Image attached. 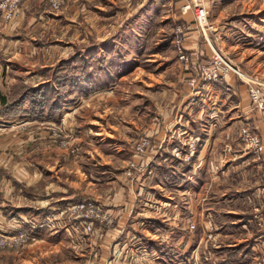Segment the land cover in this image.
I'll return each mask as SVG.
<instances>
[{"label": "rangeland", "instance_id": "1", "mask_svg": "<svg viewBox=\"0 0 264 264\" xmlns=\"http://www.w3.org/2000/svg\"><path fill=\"white\" fill-rule=\"evenodd\" d=\"M193 1H0V98L10 103L26 90L47 89L52 109L54 83L71 79V70L100 85L79 95L67 82L65 102L40 120L0 119V192L40 215L47 203L72 204L48 213L47 233L56 230L55 239L45 232L42 243L39 233L17 242L12 236L29 220H18L9 234L0 230V264H101V245L118 222L106 205L127 193L134 210L146 206L148 216L157 215L148 200L175 199L176 225L168 221L172 207L158 213L165 221L155 219L158 230L175 233L168 245L158 243L164 246L152 264H264V127L246 123L249 112H264L247 93L249 86L264 88V0H203L205 26ZM18 9L20 27L9 32ZM209 41L239 71L241 77L231 74L232 93L229 77L199 81L200 64L212 60ZM121 61L126 71L114 75L109 66ZM245 127L258 147L243 140ZM162 148L168 154H159ZM25 171L39 183L29 186ZM188 188L186 209L180 194ZM145 256L122 261L151 264Z\"/></svg>", "mask_w": 264, "mask_h": 264}, {"label": "crops", "instance_id": "2", "mask_svg": "<svg viewBox=\"0 0 264 264\" xmlns=\"http://www.w3.org/2000/svg\"><path fill=\"white\" fill-rule=\"evenodd\" d=\"M21 13H22V10L18 9L17 10V14H18L17 18L19 19V22L14 23L15 26L12 23L6 27V29L9 32H13L17 27H20V20L22 19ZM22 32H26V27H25V29H23L21 31V33ZM19 40L22 42L21 37H19ZM23 43L26 44L25 41H23ZM29 44H31V43H29ZM208 46L209 47L213 46L210 41H209ZM213 49H214V46H213ZM29 50H30V48H25L23 51L24 54L22 56L26 57L24 55ZM8 54H10V53H7V56H8ZM10 55H12V56L9 60L7 59V61H10L12 58L14 59V57H15L14 56L15 53L10 54ZM233 79H234L233 76H229V78L227 79L229 86L231 88V90H230L231 92H229V93H232L233 90L236 89L235 81ZM210 85L216 86L217 84H210ZM220 87L225 90L224 86H220ZM240 92H244V90H242V91L240 90ZM260 115H252V113L249 112V114L246 116L247 117L246 123L249 125L251 124L255 127H256V125L259 124L260 129L262 130V128L264 127V124H263L264 120L262 119V117H264V112L260 113ZM0 119H4V118L0 117ZM174 129H177L180 131H185L180 124H176L174 126ZM113 135H114V133H113ZM188 136H192V135L189 133ZM193 136H195V135H193ZM96 139L99 140L98 138H96ZM112 142H113V140L111 138L106 139L107 144L111 145ZM104 147H107V146H104ZM165 147L169 149L170 144L169 143L164 144L163 148H165ZM163 148L161 149L159 154L163 153V152L167 153L168 150L164 149V151H162ZM116 149L118 152L121 151V149L118 147ZM197 157H198L197 159L199 161H201V159L203 158V150L200 153V155ZM241 162H242V160H240V161L238 160V163H241ZM263 163H264V161H263ZM257 168L260 169L261 167H257ZM0 172H2V171L0 170ZM41 172H43L45 175H50L47 172V170L46 171L41 170ZM190 175L192 177H194L192 174H190ZM24 177H25V181H27L26 183L29 184V186H32V185L39 183L38 176L35 173L32 175V173L25 171ZM188 178H189V176H188ZM181 184L182 183H178L177 185H181ZM188 187H189V185H188ZM202 191L203 190H201L200 193ZM129 195H130L129 193H127L126 197L121 195L118 197V200L115 201L113 204L106 205L107 208H109V210H111L116 215L118 222H117V225L114 227V229L109 230L107 232V236H106L103 244L101 245V250L105 253L104 258L101 260V264H128V263L123 262L122 260H124L125 257L128 258V256L130 254H133V253L138 254L140 256H144V257H146L145 255H147L149 257L150 263L152 264V262H154L155 259L159 258V252L163 248L162 246H164V245L159 246L158 243L160 241L161 242L167 241L166 243L165 242L164 243H165V245H168L170 238L175 233L174 228H172L171 231L170 230H167V231L158 230V227L160 226V224H159V221L155 220V219H159L160 221H165V219L158 217V215H159L158 213H160V210L164 211V213H165V211L168 209L166 207H172L171 212L174 213V215L172 217V220L168 219V221H169V224H171L173 226L176 225V219H177L178 215L176 216V213H175V209L177 207L175 199H168V201H163V202H159L153 198L151 200H148V202L151 201V202L155 203L154 204L155 207H150V209L152 211H154V208H156V213H157V215L148 216L145 213V211H146L145 207L146 206L143 207V209L136 207L134 210V204H132V202L129 203V200H130ZM180 195H183L182 199L184 200V205H185L184 208L189 209V205L191 202V190L189 188L184 189ZM196 198L198 199V201L200 200L199 194ZM7 199L8 198L5 197V195H3V192H0V230L3 233L9 234L13 231V228L16 227V222L18 220H24V221L29 220V222H26V221L25 222L29 225L34 224L35 226H37L36 233H37V235L39 233V238H41L40 239L41 243L44 241V239L42 237L43 236L45 237V235H43L45 232H46V235L48 237H52L54 239L57 238L56 230L54 232L47 233V229H48L47 224H50V222H51V221L46 220L48 213L49 214L51 212L55 213L56 212L55 210H58V209H59V212L62 213L63 210H65V207H67V206L69 207L70 205H72L71 203H69L67 201L66 202H59V204H57V206H48V203H47L43 206V207L47 206V208H45L46 211H42V215H40L39 211L37 212V210L33 211L32 208H28V207L27 208H20L21 206L13 205ZM262 199L264 202V197H262ZM25 200H27V199H25ZM26 202L30 203V200L25 201V203ZM73 204H75V203H73ZM144 205H147V204L145 203ZM60 209L62 210V212ZM230 212L231 211H228L227 213H230ZM210 217H211V213H208L207 218L210 219ZM40 225H41V227H38ZM42 225H45V226H42ZM154 225H155V228L153 229ZM207 232H208V230H207ZM164 236H165V238H162ZM159 237H161V239ZM117 258L120 261L117 260Z\"/></svg>", "mask_w": 264, "mask_h": 264}, {"label": "trees", "instance_id": "3", "mask_svg": "<svg viewBox=\"0 0 264 264\" xmlns=\"http://www.w3.org/2000/svg\"><path fill=\"white\" fill-rule=\"evenodd\" d=\"M113 57H120V56L117 54ZM109 67H110L109 68L110 71H112L114 75H121L122 73L125 72L126 62L125 61L117 62ZM65 68L70 70V68H67L66 66ZM70 72L72 73L70 77L71 79L64 76L65 78L61 77L62 83L61 81H57L56 83H54L55 91L53 92L55 94L54 97L56 98V102L50 104V107H52V109H49L46 105V102L48 101V97H47L48 95H46V92L48 94L49 90L47 91V89L46 90L30 89V90H26L25 92L21 93L19 97H17L15 100H13L10 103H9V100L5 96H1L0 116L3 118L4 117H14V118L18 117L24 120H27V119L40 120L42 119L45 109L47 110V112L48 110H52V111L56 110L57 112L59 109L57 108V103L65 102V99H67L66 97L67 95H65L66 94L65 91H69L71 87V86L65 87L67 82L70 83L71 81L75 83L76 88L74 91L78 92L79 95H83L84 93L87 92V90L88 91L94 90L95 85L100 86L98 83L94 82L93 79H90L91 75L89 73L88 74L86 73L87 75L84 78H82L81 74H77L75 71H72V70ZM104 73L108 75L107 78L111 77V74L109 71L104 72ZM58 86L61 87L60 89H62L63 91L56 88ZM69 102H72V101L70 100L68 101V103Z\"/></svg>", "mask_w": 264, "mask_h": 264}, {"label": "built area", "instance_id": "4", "mask_svg": "<svg viewBox=\"0 0 264 264\" xmlns=\"http://www.w3.org/2000/svg\"><path fill=\"white\" fill-rule=\"evenodd\" d=\"M193 6L195 9L196 13V18L200 26H205V20L207 17V10L203 6V0H194L193 1ZM9 18V15L6 16ZM6 18V19H7ZM205 23V24H204ZM211 29V28H210ZM216 40V39H215ZM217 41V40H216ZM217 46V44H216ZM218 47V46H217ZM212 50V60L211 62H202L200 64V82H217L220 83L223 78L231 76V74L235 76H239L238 70L234 68L223 56H221L219 49H213ZM186 58V57H185ZM183 59V57H182ZM187 62V60H185ZM227 88L226 90H229V84H226ZM247 93L249 97L250 103L258 110V111H264V88H256V87H251L249 86L247 88ZM250 128L245 127L243 130L244 133V141H247L249 144L252 146L258 147L259 139L258 137L254 136L253 134L251 135L250 133ZM194 143V142H193ZM261 151L260 149L256 152ZM89 203L82 202L79 206L83 208V206L87 205ZM91 204H89L90 206ZM78 206V205H77ZM93 208H91L92 211ZM23 225V224H22ZM45 226V225H42ZM25 229H24V228ZM38 227H41L38 226ZM18 228L20 229L17 233L18 235L12 236V238H15L17 242H26L31 239H35L37 234H36V229L37 226L35 225H29V224H24L23 226H19ZM91 226H84L82 227V230L85 231V234H88L90 231ZM264 254V251H263Z\"/></svg>", "mask_w": 264, "mask_h": 264}]
</instances>
